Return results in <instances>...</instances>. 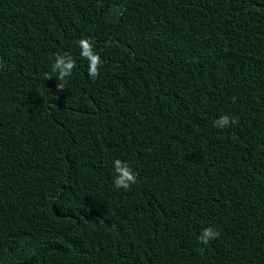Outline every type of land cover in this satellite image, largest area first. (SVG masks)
Returning a JSON list of instances; mask_svg holds the SVG:
<instances>
[{"label": "trees", "instance_id": "obj_1", "mask_svg": "<svg viewBox=\"0 0 264 264\" xmlns=\"http://www.w3.org/2000/svg\"><path fill=\"white\" fill-rule=\"evenodd\" d=\"M0 61V264H264V0H0Z\"/></svg>", "mask_w": 264, "mask_h": 264}, {"label": "clouds", "instance_id": "obj_2", "mask_svg": "<svg viewBox=\"0 0 264 264\" xmlns=\"http://www.w3.org/2000/svg\"><path fill=\"white\" fill-rule=\"evenodd\" d=\"M80 48V55L87 61V74L90 78L95 79L99 76L102 60L100 55L94 50V42L91 37H83L77 41ZM110 43V42H108ZM3 61H0V68H3ZM76 67V61L68 53L63 55L57 53L52 65V72L58 81L57 89L63 90L67 78L72 76L73 69ZM53 76L49 73L44 74V79H50ZM236 123L234 117L229 115H221L214 121V126L224 129L231 124ZM115 172L114 187L117 189H129L137 182V175L127 162L115 159L113 162ZM220 233L213 227H205L198 236V241L202 244H208L211 240L218 238Z\"/></svg>", "mask_w": 264, "mask_h": 264}]
</instances>
